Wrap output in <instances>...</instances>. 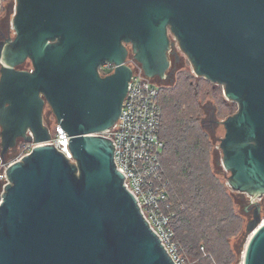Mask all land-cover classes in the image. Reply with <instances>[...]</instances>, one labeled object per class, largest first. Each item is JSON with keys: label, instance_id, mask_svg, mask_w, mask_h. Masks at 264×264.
I'll use <instances>...</instances> for the list:
<instances>
[{"label": "water", "instance_id": "water-1", "mask_svg": "<svg viewBox=\"0 0 264 264\" xmlns=\"http://www.w3.org/2000/svg\"><path fill=\"white\" fill-rule=\"evenodd\" d=\"M14 2L0 41V156L20 141L35 147L6 173L0 264H174L125 188L113 142L99 134L120 117L130 56L162 82L175 43L198 78L238 104L214 121L225 129L219 149L228 185L264 196V0ZM26 62L32 68L19 69ZM105 64L114 68L102 76ZM46 106L74 161L49 144ZM250 205L256 215L243 264H264V223L258 202Z\"/></svg>", "mask_w": 264, "mask_h": 264}, {"label": "trees", "instance_id": "trees-1", "mask_svg": "<svg viewBox=\"0 0 264 264\" xmlns=\"http://www.w3.org/2000/svg\"><path fill=\"white\" fill-rule=\"evenodd\" d=\"M201 80L183 87L178 95L175 88L159 89L165 143L161 164L169 182L171 225L188 259L234 264L237 248L232 239L240 236L244 219L211 165V139L201 128L198 111L199 97L205 91ZM218 101L217 114H233L234 105ZM47 122H51L49 116Z\"/></svg>", "mask_w": 264, "mask_h": 264}, {"label": "built area", "instance_id": "built-area-1", "mask_svg": "<svg viewBox=\"0 0 264 264\" xmlns=\"http://www.w3.org/2000/svg\"><path fill=\"white\" fill-rule=\"evenodd\" d=\"M173 41V37L171 38ZM179 50L177 43L170 51ZM133 71L127 96L123 102L118 121L99 135L110 139L115 148V165L124 176V186L131 190L154 232L160 239L174 264H191L176 239L172 228V217L168 203L169 182L165 178L161 157L165 143L162 139L163 114L159 105L160 85L147 78L140 65L132 58L127 63ZM105 64L100 72L113 70ZM70 138L60 125L54 123L49 144L54 145L74 161L69 151ZM26 148L17 158L4 159L0 156L1 196L8 183L7 170L35 147L26 143Z\"/></svg>", "mask_w": 264, "mask_h": 264}, {"label": "rangeland", "instance_id": "rangeland-1", "mask_svg": "<svg viewBox=\"0 0 264 264\" xmlns=\"http://www.w3.org/2000/svg\"><path fill=\"white\" fill-rule=\"evenodd\" d=\"M5 13V8L0 9V26L5 29L6 32H8V15L4 14ZM6 37L8 33H5ZM13 36V35H12ZM178 52V58H179V63H178V68L173 71L172 76H169V78L165 81H159L157 80L156 82L160 85V87H163L164 89L170 88V89H176L174 92L175 94H179L181 92V89L183 87H186L188 84H194L198 83L196 80L202 79L201 81V86L204 88L203 94L199 97L198 103H199V117H200V124L202 125L201 128L203 132L209 135L211 139V151H212V159H211V165L213 166V169L215 173L218 175L220 180L225 183L227 186L228 190L230 191L231 194H233L234 198L236 199V211L239 215H241L244 219L243 225H242V232L240 233V236L237 239H232V244L233 246L236 245L237 248V255L235 259L234 264H243V253L245 250V245L247 240L249 239L248 233H247V227L250 222H252L255 219V213H256V208L250 205V201H252V197L248 194H240L238 192L233 191L230 186L228 185V177L230 176V173L227 172L224 167L220 164L222 161V153L219 149V141L222 137L225 135V129L222 125L216 124V122L213 123L212 127L209 126V113L212 112L215 114V120L223 121L227 117L235 114L238 110V104L234 102H230L226 100L224 96V88L223 86H216L215 84L209 82L208 80L204 78H198L194 72L192 65L187 58V56L181 51L177 50ZM173 58L171 55L170 59ZM32 68L31 64L29 62H26L24 65L20 66L19 69L21 70H30ZM172 69H169V72H171ZM172 73V72H171ZM181 75V76H180ZM180 77V78H179ZM214 90L217 92L214 93ZM219 99L227 102L228 104L234 105L233 114H225V115H219L217 114L218 107H219ZM47 113L48 111L45 110L44 117L46 124L53 130V125L54 122L51 119V122H47ZM203 121V123H202ZM209 121V122H208ZM0 133H1V128H0ZM0 141H1V136H0ZM26 148V144L23 141H20L17 149L14 152H10L8 155V158H17L20 154L23 153V151ZM1 187L2 184L0 182V192H1ZM256 202H258L259 205V214L261 217V220L264 221V196L262 198H257ZM212 263L211 264H216L212 258H210ZM189 262L191 264H206L203 263L200 259H194V258H189Z\"/></svg>", "mask_w": 264, "mask_h": 264}, {"label": "flooded vegetation", "instance_id": "flooded-vegetation-1", "mask_svg": "<svg viewBox=\"0 0 264 264\" xmlns=\"http://www.w3.org/2000/svg\"><path fill=\"white\" fill-rule=\"evenodd\" d=\"M5 33H8V32H6L5 29H4L3 27L0 26V41L4 40V38L6 37ZM172 56H173V58L170 59V61H171V69H172L171 72H172V73L170 72V75H169V76H172L173 71L176 70V69L178 68V63H179V58H178V56H177V55H172ZM170 57H171V56H170ZM130 58H131V56H130ZM112 71H113V70H110V69H109V71H107V72H103V71L100 72V69H99V72H100V74H101L102 76H106V75L112 73ZM45 110L48 111L47 115L50 117V120L52 119V121L54 122V116H53V114H52V112H51V109H50L48 106H46ZM209 114H210V115H209L208 120H209L210 122H209V121H208V122H209V126L212 127V125H213V123H214V120H215V116H214L213 110H212V112L209 113Z\"/></svg>", "mask_w": 264, "mask_h": 264}, {"label": "crops", "instance_id": "crops-1", "mask_svg": "<svg viewBox=\"0 0 264 264\" xmlns=\"http://www.w3.org/2000/svg\"><path fill=\"white\" fill-rule=\"evenodd\" d=\"M14 3V0H0V9L5 8L4 14L8 15V22L10 21L14 11Z\"/></svg>", "mask_w": 264, "mask_h": 264}, {"label": "bare ground", "instance_id": "bare-ground-1", "mask_svg": "<svg viewBox=\"0 0 264 264\" xmlns=\"http://www.w3.org/2000/svg\"><path fill=\"white\" fill-rule=\"evenodd\" d=\"M252 201H253L254 203H256V199H254L253 197H252ZM263 223H264V221H263Z\"/></svg>", "mask_w": 264, "mask_h": 264}]
</instances>
